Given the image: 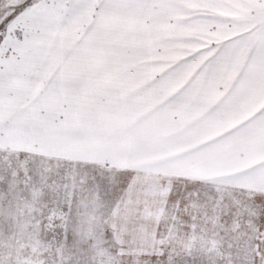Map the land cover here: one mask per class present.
Masks as SVG:
<instances>
[{"label": "snow or ice", "instance_id": "snow-or-ice-1", "mask_svg": "<svg viewBox=\"0 0 264 264\" xmlns=\"http://www.w3.org/2000/svg\"><path fill=\"white\" fill-rule=\"evenodd\" d=\"M0 264H264V0H0Z\"/></svg>", "mask_w": 264, "mask_h": 264}]
</instances>
